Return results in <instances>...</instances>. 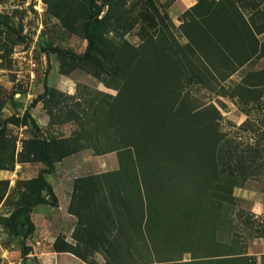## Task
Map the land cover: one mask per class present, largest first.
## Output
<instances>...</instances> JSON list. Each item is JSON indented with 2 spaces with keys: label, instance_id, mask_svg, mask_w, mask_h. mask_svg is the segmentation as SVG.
Segmentation results:
<instances>
[{
  "label": "rangeland",
  "instance_id": "1",
  "mask_svg": "<svg viewBox=\"0 0 264 264\" xmlns=\"http://www.w3.org/2000/svg\"><path fill=\"white\" fill-rule=\"evenodd\" d=\"M133 136L155 139L153 151L164 139L218 152L227 171L240 144L248 157L225 177L236 200L212 245L238 255L172 264H264V0H0V264H107L112 233L145 258L127 239L125 203L102 218L108 179L130 191ZM214 223L196 218L202 247Z\"/></svg>",
  "mask_w": 264,
  "mask_h": 264
},
{
  "label": "trees",
  "instance_id": "2",
  "mask_svg": "<svg viewBox=\"0 0 264 264\" xmlns=\"http://www.w3.org/2000/svg\"><path fill=\"white\" fill-rule=\"evenodd\" d=\"M100 11L101 9L96 11L86 23L90 46L94 40L95 22L98 20ZM46 87L48 91V86ZM28 117L32 124L36 123L30 114H27ZM147 138L143 142L137 136H133L126 145V148L130 149L132 153V167L124 170L125 176L130 181L128 186L130 191L126 192L122 189L113 191L110 179H108L106 181L108 184L107 196L104 200L107 206H104V202L101 205L106 211L102 217L105 218V223H109V219L115 214L120 215L125 208L128 226L131 228L127 239L135 245V248L138 244H145L148 254L143 258V253L142 251L138 252L139 250L130 251L127 249L126 253L120 252L113 246L119 242L120 234L112 233L108 241L112 247H105L101 252L106 263L152 264L159 262L172 264L181 260L174 258L175 256L185 253L196 255L193 257L194 260L232 261L231 259L238 254L235 252L218 254V250L212 245L216 241L215 231L218 232L217 227L222 225L224 210H229L236 200L232 186L227 184L226 178L233 175L235 168L242 167L246 163L248 155L246 156L245 151L241 150L240 144L234 146V149L240 151V153L234 152L236 155L234 158L238 161L236 165L239 166L235 167V164L230 163L232 166L227 171L222 169L224 160L218 152L213 157L204 159L200 152L190 153L188 149H185V145L164 139L163 149L153 151L155 139ZM144 144L148 145L150 151L144 150ZM213 146L215 148L216 142ZM44 159L51 167L52 161L48 152H44ZM110 174L106 172L104 176L110 177ZM43 183L50 196L56 200L52 185L45 180ZM80 187V183L77 182L70 204L71 208L74 200L80 194ZM89 196L87 199L91 198ZM38 203L40 202H36V204ZM121 203L126 204L124 208H121ZM90 213L92 214L91 210ZM205 214H211L214 217L215 226L212 236L208 239L209 243L206 244L209 246L202 247L201 243L205 241L204 234L207 232L203 231V234H200L196 228V218ZM90 218L92 219L91 216ZM110 220L112 223L114 222L113 219ZM33 231L34 224L29 221V232ZM159 241L169 244L168 249L162 252ZM29 249H26V255L29 253Z\"/></svg>",
  "mask_w": 264,
  "mask_h": 264
},
{
  "label": "crops",
  "instance_id": "3",
  "mask_svg": "<svg viewBox=\"0 0 264 264\" xmlns=\"http://www.w3.org/2000/svg\"><path fill=\"white\" fill-rule=\"evenodd\" d=\"M112 166H114V167L108 168V166H106V167L103 168L99 173H106V172L113 171V170H111V169H115V165H112ZM52 185H55V184H52ZM75 185H76V183H75ZM74 191H75V187L72 188V190H71V192H70V194H69V197L67 198V201H68V202H67V205H68V206H69V205L71 204V202H72V198H73V195H74ZM60 202L62 203V200H60ZM72 212H75V211H72ZM72 212L69 213L71 218H68V219H69L71 222L74 221V220L78 221V220H79L78 214H76V213H72Z\"/></svg>",
  "mask_w": 264,
  "mask_h": 264
}]
</instances>
